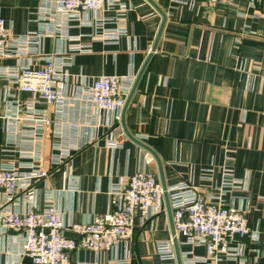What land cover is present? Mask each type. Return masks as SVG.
<instances>
[{"label": "crops", "instance_id": "crops-1", "mask_svg": "<svg viewBox=\"0 0 264 264\" xmlns=\"http://www.w3.org/2000/svg\"><path fill=\"white\" fill-rule=\"evenodd\" d=\"M132 5L127 14V34L118 43H97L88 53H75L72 73L89 76L126 75L139 72L152 50L162 23V15L148 0H124ZM167 13L158 46L135 92L126 114L129 131L149 145L160 157L168 186L181 181L197 187L205 195L218 196L225 159H233L234 176L247 183V189L223 194L222 200L247 213L255 237H238L232 247L241 259L220 255L218 264H264V0H155ZM40 0H0L2 16L12 35L36 28L35 11ZM72 33H89L90 28H73ZM84 43L90 42L88 36ZM59 43L44 40L45 53H52ZM15 58L0 57V65H12ZM37 67L41 63L36 64ZM13 89L0 78V95ZM6 105L0 100V165L18 161V153L7 145L8 132L3 118ZM71 117L84 119L77 112ZM108 128L100 127L98 140L61 139L71 149L67 164L53 168L47 180L35 182L38 203L44 205L48 188L65 190L57 198L63 217L82 223L103 216L119 205L113 189L127 183L138 171L159 175L153 153L126 136L122 144L111 148L105 143ZM45 143L43 165L52 168L53 128ZM84 135V134H83ZM211 169L210 177L203 171ZM77 177V191H67L71 176ZM160 177V176H159ZM3 195L0 190V203ZM24 208L28 203L22 204ZM76 237L73 230L64 232ZM172 238L167 213L144 221L135 215L133 237L123 241L118 250L102 252L78 248L71 251L72 264L92 262L110 264L116 255H129L130 264H178L163 259L157 251L159 241ZM181 252L188 257H206L195 264H212L207 242L189 243L178 234ZM0 242V264H10Z\"/></svg>", "mask_w": 264, "mask_h": 264}, {"label": "built area", "instance_id": "built-area-1", "mask_svg": "<svg viewBox=\"0 0 264 264\" xmlns=\"http://www.w3.org/2000/svg\"><path fill=\"white\" fill-rule=\"evenodd\" d=\"M183 2L182 0H173ZM220 0H209L215 5ZM124 0H40L35 11L36 28L21 35H12L0 7V57L15 58L12 65H0V78H5L20 92L30 94L23 100L13 89H6L0 100L5 102L8 132L7 145L19 155L18 161L0 165V242L10 264H72L71 251L92 250L97 257L102 252H114L120 244L133 237L135 215L140 211L144 221L167 213L165 192L159 175L138 171L127 183L113 189L119 196L118 207L103 216L82 223H72L63 217L57 198L65 190L48 188L44 205L38 203L35 182L47 180L53 168L72 157L61 139L85 137L86 142L98 140L99 129L108 147L122 144L127 136L122 126V114L139 72L126 75L89 76L72 73L75 53L92 52L97 45L118 43L127 34V14L132 9ZM73 28H90L89 33H72ZM88 36L90 42L84 43ZM52 38L59 45L45 53L44 40ZM41 63L40 67L36 64ZM77 112L84 119L71 117ZM53 128L52 168L43 165L49 128ZM84 134V135H83ZM233 159H225L218 196L205 195L197 187L181 181L168 187L177 236L184 233L189 243L207 242L212 264L220 255L241 259L231 243L238 237L258 235L251 229L246 211L225 204L222 195L247 189V183L233 174ZM211 169L203 171L210 177ZM77 177H70L67 191H77ZM28 203L24 208L23 203ZM73 230L76 237L64 232ZM161 258L176 260L173 236L159 241ZM1 255V252H0ZM25 256L32 259L24 263ZM206 257H188L182 253L183 264H195ZM78 264H101L96 261ZM110 264H130L129 255H116Z\"/></svg>", "mask_w": 264, "mask_h": 264}, {"label": "water", "instance_id": "water-1", "mask_svg": "<svg viewBox=\"0 0 264 264\" xmlns=\"http://www.w3.org/2000/svg\"><path fill=\"white\" fill-rule=\"evenodd\" d=\"M156 9L157 11H159V13L162 15V23H161V26L159 28V31H158V34H157V37L154 41V44H153V47H152V50L149 52L145 62L143 63L139 73H138V76H137V79L133 85V88L131 90V93L130 95L128 96L127 98V102H126V105L124 107V110H123V114H122V126H123V129L126 133V135L134 140L136 143H138L139 145H141L142 147L148 149L151 153H153V155L155 156L156 160H157V163H158V167H159V176H160V179H161V182H162V186L164 188V192H165V200H166V207H167V215L169 217V222H170V227H171V232H172V236H173V242H174V247H175V252H176V260H177V263L178 264H183V261H182V252H181V249H180V246H179V241H178V236H177V233H176V229H175V224H174V219H173V214H172V209H171V204H170V198H169V193H168V185L166 183V180H165V175H164V168H163V164H162V161L160 159V157L158 156V154L154 151V149H152L149 145H147L146 143H144L142 140L138 139L137 137H135L128 129L127 127V124H126V114H127V110H128V107L131 103V100L135 94V92L137 91V88L145 74V71L147 69V66H148V63L151 59V57L153 56V53L154 51L156 50L157 46H158V43H159V40L161 38V35H162V32H163V29H164V26H165V23H166V20H167V13L165 12V10L155 1V0H148ZM32 262V259L29 257V256H25L24 258V263H31Z\"/></svg>", "mask_w": 264, "mask_h": 264}]
</instances>
